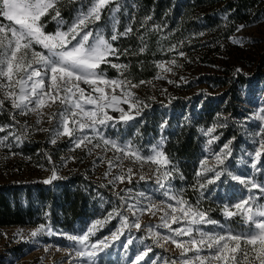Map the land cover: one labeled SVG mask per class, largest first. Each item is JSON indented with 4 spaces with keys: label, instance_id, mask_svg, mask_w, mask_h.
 <instances>
[{
    "label": "rangeland",
    "instance_id": "374dc122",
    "mask_svg": "<svg viewBox=\"0 0 264 264\" xmlns=\"http://www.w3.org/2000/svg\"><path fill=\"white\" fill-rule=\"evenodd\" d=\"M63 1L73 4L71 19L69 21L63 19L62 29L66 30L81 9L85 11L88 9L91 0H60ZM191 1L194 0H171V3L179 9L180 14L183 7ZM117 2L120 5L119 11L109 14V9L114 7L109 5V8L104 10L101 21L89 25L94 33L102 32L105 38H109L113 32V15L117 21L116 29L121 33L138 21L134 20L139 11L136 0ZM211 4L206 6L198 3L193 27L179 29L175 38H167L165 43H160L164 46L158 49L162 58L154 62V75L143 80L146 83L132 81L139 84V87L131 89L135 97L147 105L143 108L142 114L127 123L109 121L108 126L101 129L103 136L120 144H131L142 155H151L152 147L162 138L164 151L171 135L184 125L193 126L199 141L197 156L190 163L191 170L187 174L181 170L178 161L171 159L178 171L174 172L173 177L167 182L170 192L168 187L161 188L157 183V165L151 162L143 164L133 162L132 158H123L122 153H117L114 149H105L103 144L100 148H93L91 154L83 146L71 150L74 146L66 136H61L53 144L51 131L37 129H54L57 125L56 119L48 121L45 116L43 122L37 125L36 114H17L16 121L22 123L15 124L12 114L16 110L11 107L10 101L5 100L3 108L0 109V125L4 126L5 130L0 132V137L7 136V143L11 144V147L0 148V194L8 199L12 207L32 209L34 219L30 224L0 226V264H83L81 260L70 255L73 242L68 240L66 235L80 234L96 221L102 223L96 226L95 234L90 237L91 241L107 237L106 242L109 245L99 254L97 258L99 264H129V261L135 264V255L146 249L151 250L139 264H148L150 259L152 264H173L174 261L180 264L183 259L192 257L195 252H188L187 257H182V249L163 239L172 233L165 227H157L162 224L160 217L165 212L171 215L172 209L178 207L176 201L168 199L166 193L177 198L182 197L189 205L202 211L206 210L210 218L218 222L216 225H191L196 239H199L200 232L221 234L249 231L251 226L241 215L226 217L224 209L248 195H260L257 190L249 193L244 185L231 179L229 172L232 175L249 177L257 183L264 182V170L257 171L252 168L253 153L258 149V142L261 139L258 132L260 128H264V121L258 119L264 115V9H260L251 23L239 26L232 34L225 36L226 32L221 31L220 26H211L208 23L210 17L225 22L224 0H212ZM52 15L53 13L48 15L46 27L54 26V31L48 33H54L61 27L51 18ZM151 15L144 17L143 23L147 28L155 29L153 20H146ZM0 23L10 22L0 17ZM140 25L137 23V30L140 29ZM164 27L167 29L163 32L164 35L175 34L170 26ZM234 40L244 43H233ZM173 45L176 46V51L169 50ZM37 50L43 51L40 48ZM180 52L184 53L183 57L179 55ZM109 59L112 63L124 64L120 61V56L118 60L115 57ZM172 60H175V65L169 63ZM157 63H164L165 68H171V71L157 68ZM104 65L115 73L111 75L108 70H103L109 79L125 78L124 73L122 77L110 64ZM238 69L240 71H237ZM158 75L162 78L157 79ZM81 87L90 91L88 85L81 84ZM119 92L120 89H117L116 93ZM86 107L92 108L91 105ZM121 107L127 110L128 106L122 104ZM60 110L62 109L57 102L43 111L51 114ZM108 112L116 118L120 115L111 109H108ZM10 125L15 126L10 128ZM25 127L27 132L24 131ZM213 128L214 131L206 134ZM13 132L21 137L19 143L12 139ZM88 134L93 135L90 131ZM77 135L80 133L77 132ZM211 137L218 139L209 144ZM96 142H99V137L94 140V143ZM229 142L231 155L225 159L223 165H216V154H219L223 145ZM117 156L123 160L125 173L128 167L133 168L131 183L127 179L124 183L110 182L113 177L121 174V168L114 167L108 175V161L112 159L119 163L115 161ZM72 157L75 159L72 160ZM202 161H207L206 166L209 168L215 167L217 170L227 168L228 172L221 175L215 183L206 184L203 189H198V180L205 182L214 176V172H205L197 177L196 173L201 170ZM262 165L264 156L256 168L261 169ZM53 168L57 170V179L45 183V180L51 178ZM75 175H80V180H75ZM141 175L146 178L141 180ZM76 188H79L87 198V214L76 219L70 227L61 226L54 222L53 217L61 193L64 189L74 191ZM140 193H144V196ZM121 197L129 204L139 200L141 206L148 205L150 199L160 207L155 215L151 212L133 215L127 211V205ZM257 203H264V200ZM115 210L127 216L129 223L134 222L138 216L141 228L121 229L120 216L109 219V213ZM175 215L180 216L181 213L176 212ZM40 225L45 226V231L38 233L34 238L31 237L30 233ZM188 226L186 222L171 225L173 229ZM149 227L153 229L152 234L148 232ZM118 229L121 230L117 231ZM113 232L117 233L118 238H111ZM129 239L132 240L131 244L127 243ZM176 239L187 241L189 237ZM58 248L60 250H57ZM201 254H207V249Z\"/></svg>",
    "mask_w": 264,
    "mask_h": 264
},
{
    "label": "snow or ice",
    "instance_id": "6c2138e0",
    "mask_svg": "<svg viewBox=\"0 0 264 264\" xmlns=\"http://www.w3.org/2000/svg\"><path fill=\"white\" fill-rule=\"evenodd\" d=\"M59 4L60 0H0V17L10 22L8 24L0 23V109L3 108L5 100L10 101L11 107L16 110L12 114L15 124L22 123L16 121L17 114H36L37 125L43 122L45 116L48 121L56 119L57 125L54 129H37L38 131H51L53 133L51 143L53 144L61 136H66L74 146L71 150L83 146L91 154L93 148H100L103 144L105 149H114L115 152L122 153L123 158H132L133 162L141 164L151 162L157 165V183L161 188L168 187L170 192L171 189L167 182L173 177V173L178 171V168L163 151V138L152 147L151 155H142L131 144H120L101 134V129L108 126L109 121L127 123L140 116L143 108L147 107L143 101L135 97V93L131 90L146 81L141 80L139 84H135L126 77L120 80L109 79L101 68L102 64H110L123 77L124 71H127L129 66L112 63L109 57H115L118 60L120 55L127 54V49L121 50L115 47L113 42L117 41L120 36L131 33L132 28H126L123 33L119 32L115 26L117 21L114 15L112 17L113 32L109 38H105L102 32L94 33L93 29L89 27V25L101 21L104 10L108 9L109 5H114L109 9V14L119 11V3L117 0H91L88 9L86 11L81 9L66 30L62 29L64 21L61 18ZM50 13H53L51 18L61 26L54 33L46 32V24L42 22L43 18ZM150 19L151 17L146 18V20ZM74 41L75 43H73ZM233 43L243 44L244 42L234 40ZM37 48L43 49V51H38ZM145 48L146 46L142 47L140 52L143 53ZM169 50L176 51V46H171ZM179 55L183 57L184 53L180 52ZM169 63L176 64L175 60ZM156 66L164 71H171V68H165L164 63H157ZM156 78L162 77L158 75ZM169 82L171 83V81ZM81 84L88 85L90 91L81 87ZM117 89H120L119 94L116 93ZM57 102L62 110L54 111L51 114H46L43 111ZM122 104H127V110L121 107ZM86 105H91L92 108L89 109ZM108 109L119 112V117L109 115ZM258 119L264 121V115L259 116ZM14 126L10 125L9 127ZM4 130V126L0 125V132ZM86 130L93 135H89ZM214 130V128L209 129L206 134H210ZM24 131L27 132V127L24 128ZM77 132L80 135H77ZM258 134L261 139L258 142V149L253 153L252 168L261 171L264 170V165L261 166V169H257L256 165L261 162V157L264 156V128H260ZM11 137L16 143L21 140V137L14 132L11 133ZM96 137H99V142L94 143ZM214 139H218V137H211L208 143L211 144ZM7 141V136L0 137V148H10L11 144ZM230 143L224 144L220 153L216 154V165H223L225 159L231 155ZM71 159L74 160L75 157ZM49 160H51L50 157ZM115 161H119V163H115L112 159L108 161V175L111 174L114 167H120L121 174L113 177L110 182L124 183L127 179L131 183L134 174L133 168L128 167L125 173L122 158L117 156ZM206 165L207 161H202L201 170L196 173L197 177L205 172H214V176L205 182L198 180V189H203L206 184L215 183L221 175L228 172L227 168L217 170L215 167L209 168ZM56 171L53 168L51 178L44 182L51 183L52 180L57 179ZM228 174L231 179L244 185L249 193H252L253 190L260 193L259 196L248 195L224 209L226 217L230 218L239 214L245 219L251 226L246 233L210 234L200 232L199 239H196L193 236L194 229L191 225H216L218 222L211 219L206 210L202 211L198 207L189 205L182 197L177 198L166 193L168 199L175 200L178 207L172 209L171 215L165 212L160 217L162 224L157 227H165L172 233V235L164 236L163 239L166 242L171 241L177 248L182 249V257H187L188 252H195L192 257L183 259L180 264H264V203H257L259 200H264V182L257 183L249 177L232 175L230 172ZM145 178L144 175L140 176L141 180ZM181 178L183 177L181 176ZM140 195L144 196V193H140ZM201 196L203 197V192H201ZM121 200L127 205V211L132 212L133 215L136 213L142 215L146 212L155 215L160 207L152 203L150 199L146 206H141L139 200L134 204H129L124 197H121ZM176 212L181 215H175ZM114 216H120L121 229L134 227L139 230L141 228L138 216L132 223H129L128 217L122 215L118 210L109 213V219ZM182 222H186L189 226L175 229L171 227L172 224ZM101 223V221H96L80 234L66 235V238L73 242L70 255L81 260L83 264H99L97 259L99 254L109 246L106 242L107 237L96 241L90 239L95 234L96 226ZM44 231L45 226L40 225L30 235L34 238L38 233ZM148 232L152 234L153 229L149 227ZM183 236H187L189 239L187 241L176 239V237ZM111 238H118L117 233L113 232ZM127 243L131 244L132 240L129 239ZM204 249H207V254L202 255ZM150 250L146 249L142 253L136 254L135 264H139ZM129 264H133V262L129 261ZM148 264H152L151 259ZM173 264L176 262L174 261Z\"/></svg>",
    "mask_w": 264,
    "mask_h": 264
},
{
    "label": "trees",
    "instance_id": "16d2710c",
    "mask_svg": "<svg viewBox=\"0 0 264 264\" xmlns=\"http://www.w3.org/2000/svg\"><path fill=\"white\" fill-rule=\"evenodd\" d=\"M212 0H194L188 2L180 11L176 6H172L171 0H136L139 10L132 26V32L126 36H120L115 41V47L121 50L127 49V54L120 55V61L129 67L124 71L126 78L133 82L149 79L154 75V62L161 59L158 49H162L160 43H165L167 38H175L179 29H190L196 22L195 12L198 3L211 6ZM226 20L224 23L218 19H208L211 26H220L221 31H225V36L232 34L235 29L242 25H247L255 19V15L264 9V0H224ZM61 12V18L69 21L73 12V4L63 1L58 5ZM151 15L155 29H149L143 23L144 17ZM179 16V17H178ZM49 16L43 18L46 24ZM180 18V20H178ZM178 20V21H177ZM137 23H140V29L137 30ZM165 25L175 31V34L164 35ZM46 32L54 31V26L47 25ZM158 41V42H157ZM143 53L140 52L145 47ZM164 48V46H163ZM103 70H108L109 74L115 75L114 71L102 64ZM111 72V73H110ZM199 150V141L193 126L184 125L178 129L168 139L164 152L173 161L180 163L181 170L187 174L190 172V163L194 161ZM80 175H75V180H80ZM87 198L79 188L70 191L64 189L59 199V205L56 213L53 215L54 222L64 227H70L72 223L87 214ZM34 219L32 209H22L12 207L8 199L0 194V226L25 225L30 224Z\"/></svg>",
    "mask_w": 264,
    "mask_h": 264
}]
</instances>
